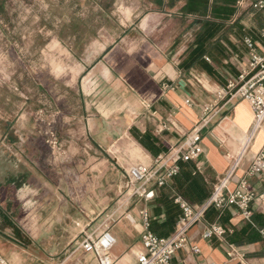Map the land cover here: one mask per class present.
<instances>
[{"label": "crops", "instance_id": "crops-1", "mask_svg": "<svg viewBox=\"0 0 264 264\" xmlns=\"http://www.w3.org/2000/svg\"><path fill=\"white\" fill-rule=\"evenodd\" d=\"M259 1L264 0H237L233 17L208 43L210 53L194 65H189L194 42L211 15L208 11L186 12V0L173 4L162 0L160 5L170 7L169 15L175 12L183 19L181 36L187 32L190 37L174 42L124 38L108 45L90 63L78 64L81 68L77 81L66 82L67 88L75 90L77 84L78 91L89 97L92 92L80 87L83 78L92 84H103L106 78L113 85L109 89H91L97 91V96L107 97L104 101L101 96L92 98L85 106L82 103L80 118H69L65 107H59V124L74 122L80 128L76 134L89 133L100 151L87 155L102 161L89 164L85 173L86 153L77 141L78 135L66 141L62 157H55L46 149L43 138L33 135L27 143V163L20 167L13 150L0 136L3 221L18 229L17 223L28 222V233L34 239L46 236L36 226L40 223L74 224L70 228L78 230L76 235L84 232L83 239L87 235L97 237L109 228L117 240L111 250L114 264H138L136 254L142 247L144 230L142 211L153 212L162 197V188L154 183H139L116 195V168L128 171L129 166L138 163L150 165L171 148L184 149L187 136L197 128H203L204 153L194 162L210 185L211 195L225 178L228 188L235 189L264 144V125L251 136L255 117L250 103L246 99L229 100V96L219 98L218 92L230 80H237L246 68V37L258 43L260 51L264 48V7L255 6ZM217 42L218 47L214 46ZM38 86L47 95L50 93L46 83L39 82ZM206 106H212L208 112ZM17 117L18 114L12 122ZM129 141L138 151V159L127 158ZM95 169L99 173L94 174ZM249 180L258 195L264 193V172ZM138 187L153 191L154 198L146 200L136 195ZM250 212L247 216L236 206L209 208L189 231V243L199 251L190 247L180 250L173 264H264V197L251 204ZM212 223L225 227L224 238H203L204 229ZM92 224L94 231L89 233L87 229ZM2 239L0 234V253L6 255L11 246ZM225 241L234 245V256L227 255ZM84 259L85 264H98L93 256H83L81 262Z\"/></svg>", "mask_w": 264, "mask_h": 264}, {"label": "rangeland", "instance_id": "rangeland-1", "mask_svg": "<svg viewBox=\"0 0 264 264\" xmlns=\"http://www.w3.org/2000/svg\"><path fill=\"white\" fill-rule=\"evenodd\" d=\"M161 1L0 0V136L6 140L9 150H13L20 167L27 163L29 138L40 136L45 142L47 124L38 120L37 116L39 110L47 108V112L55 116L54 128L62 147L61 150H54L46 145V149L55 157H62L66 141L78 135L77 141L86 153L85 173L89 164L102 161L87 155L100 151L91 142L89 133L83 131L82 135L76 134L80 128L74 122L71 125L68 121L59 124V107H65L69 118H80L83 116L82 103L85 106L92 98L97 100L101 96L104 101L107 97L105 94L97 96V91L91 89H109L113 84L106 78L103 84H92L83 78L80 87L92 92L88 97L78 91L77 84L76 89L71 90L65 83L76 82L81 68L78 64L90 63L116 40L130 38L174 42L180 37L182 40L190 37L187 32L181 36L185 22L175 12L169 15L170 7L160 5ZM39 82L46 83L50 92L48 95L40 89ZM127 146V158L133 156L138 159L134 145L129 141ZM131 167L128 171L116 168V195L126 192L124 188L130 190L139 184L131 182ZM93 173L97 174L99 170L95 169ZM17 225L20 229L3 221L0 216L2 240L11 246L4 256L14 264H85V259L81 260L86 255L96 259L93 253L80 247L85 233L76 235L78 230L70 228L74 224H36L46 232V236L37 239L28 233V222ZM94 225L88 227L89 233L94 231Z\"/></svg>", "mask_w": 264, "mask_h": 264}, {"label": "built area", "instance_id": "built-area-1", "mask_svg": "<svg viewBox=\"0 0 264 264\" xmlns=\"http://www.w3.org/2000/svg\"><path fill=\"white\" fill-rule=\"evenodd\" d=\"M255 6L263 8L264 1H259ZM264 37V27L262 28ZM248 47L247 66L241 72L237 80H230L226 88L218 92L219 98L229 96L231 99H246L254 112V125L251 132L253 136L264 125V48L251 37L244 40ZM191 103V100H187ZM212 106H206L209 111ZM41 109L38 112V120L47 124L45 131V143L54 150H61L62 144L54 128V114ZM202 129L197 128L187 138V146L184 149L171 148L167 153L159 154L153 164L139 163L130 168L129 174L132 183L149 184L154 183L158 187L165 186L179 172V162L196 161L204 153L202 145ZM264 172V144L261 150L253 157L252 164L247 174L240 179L235 189L230 190L227 186V178L215 186L211 197L201 205H193L182 198H177L183 215L176 225L175 231L166 238H161L150 229V211H142L144 230L141 235V249L137 252L138 264H173L176 253L187 247L198 252L196 246L189 243V231L198 224L205 216L207 210L215 207L223 210L227 206H236L244 214L249 216L251 204L258 198H263L264 193L257 194L249 177ZM138 196L146 200L154 198L153 191L148 192L145 188L136 189ZM227 230L220 224L212 223L203 231V238L211 240L214 236L224 238ZM264 239V229L261 230ZM116 237L109 228L102 231L97 237L87 235L82 239L80 247L88 253H93L98 264H114L111 250L116 244ZM228 256H234L235 247L225 241ZM0 264H14L0 253Z\"/></svg>", "mask_w": 264, "mask_h": 264}, {"label": "trees", "instance_id": "trees-1", "mask_svg": "<svg viewBox=\"0 0 264 264\" xmlns=\"http://www.w3.org/2000/svg\"><path fill=\"white\" fill-rule=\"evenodd\" d=\"M173 4L178 0H167ZM237 0H186L184 10L188 13L208 11L211 19L204 21L191 52L189 65L204 59L210 53L208 43L223 29L225 23L235 14ZM217 42L214 46L218 47ZM204 61V60H202ZM162 197L157 200L150 217V229L161 238L169 237L183 215L177 198L192 204H203L211 195V188L194 161L179 162V172L162 186Z\"/></svg>", "mask_w": 264, "mask_h": 264}]
</instances>
